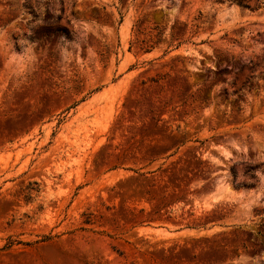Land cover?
I'll list each match as a JSON object with an SVG mask.
<instances>
[{
  "label": "rangeland",
  "instance_id": "rangeland-1",
  "mask_svg": "<svg viewBox=\"0 0 264 264\" xmlns=\"http://www.w3.org/2000/svg\"><path fill=\"white\" fill-rule=\"evenodd\" d=\"M0 0V264H264V0Z\"/></svg>",
  "mask_w": 264,
  "mask_h": 264
},
{
  "label": "trees",
  "instance_id": "trees-1",
  "mask_svg": "<svg viewBox=\"0 0 264 264\" xmlns=\"http://www.w3.org/2000/svg\"><path fill=\"white\" fill-rule=\"evenodd\" d=\"M242 5H244V6H251V4H243V1L241 0V1H239Z\"/></svg>",
  "mask_w": 264,
  "mask_h": 264
}]
</instances>
